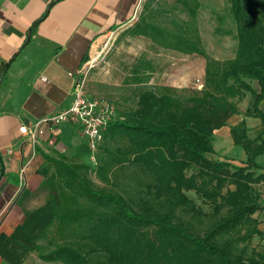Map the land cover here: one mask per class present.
I'll return each mask as SVG.
<instances>
[{"label": "trees", "instance_id": "1", "mask_svg": "<svg viewBox=\"0 0 264 264\" xmlns=\"http://www.w3.org/2000/svg\"><path fill=\"white\" fill-rule=\"evenodd\" d=\"M177 2L191 21L160 26L150 21L147 3L126 33L203 57V87L187 93L147 87L121 115L114 102L98 98L113 103L117 116L96 162L47 157L53 172H44L46 202L26 211L11 235H0V255L7 261L23 264L35 254L62 264H264V252L253 246L256 236H264L256 217L264 210V174L257 175L255 162L264 143L252 150L248 141L244 164L209 156L215 131L240 113L248 92L256 95L255 110L245 114L264 118L258 107L264 99V0H231L238 47L235 57L223 61L202 44L195 26L199 2ZM148 68L149 62L135 66L132 82L148 83ZM231 133L242 144L245 137L236 128ZM189 191L210 210L199 207Z\"/></svg>", "mask_w": 264, "mask_h": 264}, {"label": "crops", "instance_id": "2", "mask_svg": "<svg viewBox=\"0 0 264 264\" xmlns=\"http://www.w3.org/2000/svg\"><path fill=\"white\" fill-rule=\"evenodd\" d=\"M145 1L0 0V235H11L26 211L46 202L37 195L43 190L44 172H53L47 157L63 154L69 161L90 163L78 124L63 123L36 143L20 128L69 106L75 82L70 74H76L110 34L138 19ZM253 86L259 93L260 87ZM255 102V93L248 92L240 113L215 131L209 156L244 164L248 141L252 150L264 143V118L245 114L254 112ZM258 107L264 114V99ZM232 128L245 137L242 144L235 143ZM255 162L257 175L264 174V151ZM260 187L264 192V181ZM256 217L264 231V210ZM0 264L13 263L0 255Z\"/></svg>", "mask_w": 264, "mask_h": 264}, {"label": "rangeland", "instance_id": "3", "mask_svg": "<svg viewBox=\"0 0 264 264\" xmlns=\"http://www.w3.org/2000/svg\"><path fill=\"white\" fill-rule=\"evenodd\" d=\"M195 26H197L202 44L206 52L215 59L226 60L236 55L238 47L237 25L231 9V0H197ZM150 3L153 17L150 21L160 26L173 28V21H191L189 12H182V5L177 0H146L139 15L143 17L145 6ZM110 34L100 45L93 58V68L87 75V87L91 95L111 100L118 107L121 115L127 108L136 105L138 93L147 88H158L162 85L172 86L179 91L200 90L205 82V65L203 57L196 54H185L171 49H165L150 37L132 36L126 33L136 21ZM149 62L152 68L145 73L150 74V80L145 84L133 83L132 73L135 66ZM153 69V70H152ZM256 84V83H255ZM104 153L101 148L99 155ZM86 163H89L86 161ZM97 184L103 186L94 174H91ZM25 180V179H24ZM40 188L37 199H46V190ZM127 195V194H126ZM187 195L204 211L210 210L209 205L194 192ZM42 197V198H41ZM253 246L264 252V236L255 237ZM27 264H62L60 262H44L37 255L31 254Z\"/></svg>", "mask_w": 264, "mask_h": 264}, {"label": "built area", "instance_id": "4", "mask_svg": "<svg viewBox=\"0 0 264 264\" xmlns=\"http://www.w3.org/2000/svg\"><path fill=\"white\" fill-rule=\"evenodd\" d=\"M93 66V58H90L76 74H70L75 82L71 102L65 110L53 116L43 117L30 125H23L20 128L21 133L36 143L47 132L53 131L59 125L76 123L87 140L90 161L94 164L99 145L115 120L117 112L113 103L103 99H93L88 94L87 75ZM21 174L24 182L25 167Z\"/></svg>", "mask_w": 264, "mask_h": 264}]
</instances>
